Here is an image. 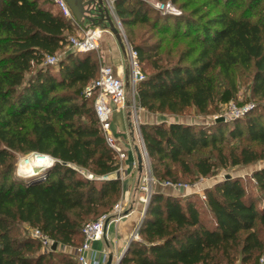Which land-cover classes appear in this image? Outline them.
<instances>
[{"label":"trees","instance_id":"1","mask_svg":"<svg viewBox=\"0 0 264 264\" xmlns=\"http://www.w3.org/2000/svg\"><path fill=\"white\" fill-rule=\"evenodd\" d=\"M155 1L183 13L114 1L145 76L139 107L179 117L231 102L250 106L243 117L212 126L142 124L155 179L177 182L172 164L195 180L264 162V0H203L218 9L212 15L199 5L185 13L193 0ZM74 34L72 18L53 0H0V264H79L58 245L81 246L84 224L110 212L122 193L121 180L111 178L120 161L100 130L94 99L85 96L101 64L96 52L71 50ZM50 56L59 57L55 65L46 62ZM200 151L207 153L191 165L186 158ZM29 154L54 162L16 177L18 158ZM251 178L257 196L240 177L225 178L205 190L206 209L195 193L154 191L140 241L130 243L120 264H260L264 166ZM21 226L38 229L57 248L43 247Z\"/></svg>","mask_w":264,"mask_h":264},{"label":"built area","instance_id":"2","mask_svg":"<svg viewBox=\"0 0 264 264\" xmlns=\"http://www.w3.org/2000/svg\"><path fill=\"white\" fill-rule=\"evenodd\" d=\"M60 10V12L67 18L72 17V12L67 5L65 0H53ZM114 1L115 0H105V3L114 12ZM142 1L156 11L163 15H179V10L176 8L175 4L167 2H159L155 0H138ZM104 34V30L95 27L87 29L79 35H73L69 37L70 48L73 51L79 53L96 52L100 47V39ZM126 47L127 60L130 64V80L129 87L131 91L132 103L128 101L127 94V83L119 77L111 66L103 65L100 67L99 76L95 79L89 86L85 89V96L87 98L94 99V110L96 117L98 119L100 130L110 148L116 153V156L120 163L127 158L126 149L122 146L118 140H116L112 134V117L114 111H120L128 109L130 110V115H132V120L130 121L131 131L139 134L142 139V147H137L141 157L142 166L143 161L148 159V154L141 133V123L139 122V111L142 108L139 107L137 102V85L139 82L144 80L145 76L140 69V64L138 61L137 51L128 43L124 44ZM59 60L58 56H50L47 58L46 62L51 65H55ZM250 106L244 108H237L241 112H246ZM36 157L37 154H34ZM54 162L52 159L51 164ZM49 164V166L51 165ZM139 166L138 162H134V167ZM48 167V166H47ZM122 167L120 165L119 170L116 174L121 177L120 172ZM83 173V172H82ZM87 178L91 179L93 176L89 173H83ZM27 176V175H23ZM108 178V177H106ZM117 178V176H116ZM162 187L173 190H178L181 188H187V185L177 184L173 182H160L152 174L151 168L147 167L143 170L141 168V174L139 179V200L144 206H148L151 196L154 192V187ZM203 199L205 196L202 195ZM127 215L126 207L123 201L120 199L108 213L101 215L97 220L89 221L84 224L82 228L83 243L81 246L75 249V258L79 264H107L109 260V255L107 252H98L93 248V244L97 241H101L105 236V229L108 223H118L124 219ZM139 228L136 229L133 234V239L139 240ZM32 237L38 240L43 247L50 248L52 246V241L48 236L43 234L38 229L32 230ZM117 258L115 264H118L121 257ZM260 264H264V259L260 261Z\"/></svg>","mask_w":264,"mask_h":264},{"label":"crops","instance_id":"3","mask_svg":"<svg viewBox=\"0 0 264 264\" xmlns=\"http://www.w3.org/2000/svg\"><path fill=\"white\" fill-rule=\"evenodd\" d=\"M105 13L102 16L97 11H93L89 17L93 21L82 20L81 24H78L72 14V20L75 24V34L79 35L87 29L99 27L104 30V34L100 39V47L96 51V56L99 59V63L102 65L111 66L115 73L121 77L127 83V94H128V85L130 80V68L127 63L126 50L123 44L120 42L116 29L113 25V12L109 6L105 3ZM125 110L114 111L112 117V130L116 135L117 140L120 142V132H130L132 137V131L130 127V112ZM146 111L141 109L140 115L151 121V118L154 114L145 113ZM148 121V122H149ZM145 121V123H148ZM122 146L126 149L127 158L120 163L122 170L120 172V180L122 182V193L119 198L121 199L126 207L127 215L118 223H108L105 229V236L101 241H97L93 244V248L98 252H107L109 257L112 258L111 264H115L118 257L125 255L130 243L135 240L133 239V234L136 229L140 227L143 218L146 214V206L142 204L139 200L140 191H139V179L141 170L139 166L134 167V162H138V149L136 145L130 143V139L125 140L122 137ZM115 176L117 174L115 173ZM113 178V177H111ZM156 192H161L164 194L175 193L165 192L162 187H157ZM193 194V193H191ZM188 195V194H185ZM183 195V196H185ZM182 196V195H176ZM140 241V237L139 240ZM75 254V249L70 251Z\"/></svg>","mask_w":264,"mask_h":264},{"label":"rangeland","instance_id":"4","mask_svg":"<svg viewBox=\"0 0 264 264\" xmlns=\"http://www.w3.org/2000/svg\"><path fill=\"white\" fill-rule=\"evenodd\" d=\"M199 5V6H198ZM176 8L179 10V13L182 14L183 10L181 8H179L176 4H175ZM202 7V12L203 13H207V14H214L218 11V9L216 8H212L211 5H206L203 3V0H193L192 5L189 7V9L185 10V13H187L190 9H192L193 7ZM153 8V7H152ZM154 9V8H153ZM155 10V9H154ZM160 13V12H159ZM113 25L116 29V34L120 40V42L123 44L128 43L129 45H131L130 42V34H126L124 27L122 26L121 22L119 21V19L117 18L116 14H113ZM137 30V28H136ZM144 31H146L145 27H142L140 29L137 30V32L135 33V39H138L139 34L143 33ZM157 38V37H156ZM125 50L126 47L124 46ZM127 55V54H126ZM127 63L129 65L130 68V64L127 60ZM103 66V65H102ZM140 69L142 71V66L140 65ZM143 73V71H142ZM144 74V73H143ZM243 89L241 91L240 95V99H244L243 97ZM128 101L131 104L132 103V97H131V91H130V87L128 85ZM238 106L236 105V103L231 102L229 105H217L215 107V105L213 107H211V113L207 114V115H202L197 113L194 110H190L187 111L185 115L183 116H173V115H168V114H154V116L151 118V121H149V119L142 117L140 115L141 110L139 111V122L142 124H160V123H165V124H169V123H183V124H191V125H213L214 123H216L217 120H223L226 122H232L234 121V119L238 118V117H243L245 112H241L240 110H237ZM130 111V110H127ZM147 113V111L145 112ZM132 115H130V121L132 120ZM145 121H149L148 123H145ZM140 125V126H141ZM112 134L114 136V138L117 140L115 133L112 130ZM130 132H120L119 136H120V142H122V137L125 138V140L130 139V143H132L133 145H136L137 147H142V139L140 138L141 136L139 134H137L136 132H132V137L129 135ZM140 136V137H139ZM119 142V141H118ZM207 153V151H200L199 153L194 154L193 156H189L186 159L190 162L191 165H193V162L198 159L199 157L205 155ZM34 159L35 156L34 154H29V155H25V156H20L17 160V165L15 168V173L14 175L16 177H21V178H28L23 172H21V161L24 159ZM34 166V165H33ZM264 166V162L262 163H258L255 165H250V166H242V167H232L229 169H223L220 170L217 174L204 178V177H199L197 179L194 180V176L193 175H189L183 172V170L181 169V167L178 164H172V168L174 173L177 176L178 181L177 182H173V183H177V184H182V185H187V188H181L178 190H173V189H168V188H162L163 190H165V192H171V193H175L176 195H185V194H191V193H195L199 196L200 200H202V203H200V207L203 209H206L207 207L205 206V200L203 199L202 195L205 196L204 192L206 189L212 188L217 182L224 180L227 176L231 177V178H237L240 177L243 181L246 182L248 188L250 190L253 191V194L256 193L255 189H254V182L253 179L251 178L252 173L256 170L259 169L261 167ZM147 167L151 168V162L150 159H145L143 161V170L146 169ZM34 168L38 171V173L42 172L44 169H37L36 166H34ZM152 171V168H151ZM153 173V172H152ZM29 176V175H28ZM111 177L116 178L115 174H113ZM193 180V181H191ZM172 182L171 180H167V182ZM163 182V181H162ZM166 182V181H164ZM157 187H154L153 190L156 191ZM255 195V194H254ZM257 196V193H256ZM119 201V200H118ZM258 203H261V200H258ZM206 217H208V214H205ZM88 220V221H92ZM26 226H21V233L26 232V234H29L30 236H32V230H30L29 228H25ZM29 229V230H28ZM19 233L16 232V235H18ZM74 249L71 247H64L61 245H58V251H73Z\"/></svg>","mask_w":264,"mask_h":264},{"label":"water","instance_id":"5","mask_svg":"<svg viewBox=\"0 0 264 264\" xmlns=\"http://www.w3.org/2000/svg\"><path fill=\"white\" fill-rule=\"evenodd\" d=\"M67 5L69 6L76 22L78 24L82 23V20H89V21H93V19L91 17H89V15L93 12V11H97L100 16L103 17L104 13H105V0H65ZM222 120V119H221ZM38 156L41 154H37ZM138 163H139V169L141 170L142 168V157L140 155V153L138 152ZM26 177H31V176H26ZM117 178H119V175L117 174ZM226 178H229V176H227ZM147 210V207L145 209V212ZM57 248V243H54L52 245V250H55ZM124 256V255H123ZM123 256L121 257V259L123 258ZM121 259L119 261L118 264H120ZM112 262V258L109 257V260L107 262V264H111Z\"/></svg>","mask_w":264,"mask_h":264},{"label":"bare ground","instance_id":"6","mask_svg":"<svg viewBox=\"0 0 264 264\" xmlns=\"http://www.w3.org/2000/svg\"><path fill=\"white\" fill-rule=\"evenodd\" d=\"M52 158L47 155H37L34 159H24L21 161L20 167L21 172H23L25 175H35L38 173V171L34 168V166L37 167V169H44L49 164H51ZM34 165V166H33Z\"/></svg>","mask_w":264,"mask_h":264}]
</instances>
